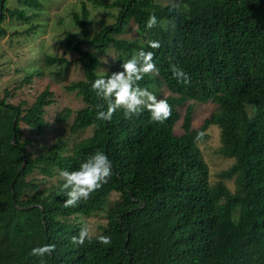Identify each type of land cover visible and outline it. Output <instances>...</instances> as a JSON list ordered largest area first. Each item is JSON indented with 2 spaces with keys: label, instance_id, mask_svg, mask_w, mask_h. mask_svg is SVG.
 <instances>
[{
  "label": "trees",
  "instance_id": "obj_1",
  "mask_svg": "<svg viewBox=\"0 0 264 264\" xmlns=\"http://www.w3.org/2000/svg\"><path fill=\"white\" fill-rule=\"evenodd\" d=\"M17 1L21 8L0 0V36L7 17L27 21V30L13 33L31 38L39 23L29 21L26 7H41L40 0ZM88 1L116 8L110 12L115 21L90 32L83 2L81 13H72L76 30H65L58 41L63 55L39 51L17 83L21 90L44 68L57 64L51 73L60 75L73 64L81 76L66 89L82 105L57 112L52 125L44 116L56 100L49 84L31 101L14 89L0 97V264H264V0ZM150 14L157 25L148 29ZM156 40L161 47L149 48ZM142 48L155 53L159 74L140 84L167 100L171 117L152 122L144 110L125 119L118 110L111 121L97 120L103 101L92 83L122 71ZM107 49L115 54L111 63L100 55ZM172 64L190 75L189 84L172 77ZM202 103L213 109L194 126ZM211 127L217 151L230 160L213 179L200 146ZM86 129L88 136L72 138ZM97 150L112 160V178L88 201L64 207L60 171L78 169ZM113 192L118 197L108 203ZM101 212L105 222L92 240L74 246L71 238L85 218ZM99 235L110 236L111 244H100ZM45 244H55L52 255L29 254Z\"/></svg>",
  "mask_w": 264,
  "mask_h": 264
},
{
  "label": "rangeland",
  "instance_id": "obj_2",
  "mask_svg": "<svg viewBox=\"0 0 264 264\" xmlns=\"http://www.w3.org/2000/svg\"><path fill=\"white\" fill-rule=\"evenodd\" d=\"M111 0H109L110 2ZM157 3L166 4L171 3L174 0H155ZM85 2V6L89 11V23L88 29L90 32L99 30L104 24L113 23L115 21L114 15L110 14L116 13V8H108L102 6H94L88 0H40L41 7H26L25 14L32 15L29 21L34 23H39L38 30L33 34V37H25L20 35H15L14 30L24 31L28 29V22L21 21L17 19H6L2 22L4 27L7 29L5 35L0 36V97L4 95V90H15V93L18 92L20 97L32 100L34 93L42 90L47 84H49L50 89L54 92V97H56L55 103L47 108L45 113L46 119L54 125L55 114L59 111H62L64 108H70L76 110L82 105L80 97L76 94L75 91H68L66 85L70 80L77 79L81 76V71L74 65H70L68 70L63 72L60 75H54L51 71H58L59 66L55 64L50 68H44L42 70L44 73L42 76L34 75L30 80L29 85H24L21 87V90H18L17 83L22 81L26 72L31 71L28 61L36 59L41 54L48 53L50 55H63V48L59 47L58 41L60 36L63 35V32L67 29L76 30L77 24L72 20V13L78 12L81 13V8ZM6 6L9 8L13 7H22L17 0H7ZM38 25V24H37ZM137 35L136 28L133 26L131 36ZM109 49V48H108ZM100 53V55H105L103 58L108 60V63H111L112 60H115V54L109 50ZM65 57L71 59L69 53L64 54ZM41 57V56H40ZM34 68V67H32ZM167 92L163 89L161 95H166ZM19 97V98H20ZM10 101L13 103L17 101V98H12ZM193 113V123L194 126L202 123V119L207 116L210 111L213 109L212 104L202 103L198 106H195ZM183 107L180 108L181 112H184ZM72 118L67 120L69 121ZM66 121L65 124L62 123V129L65 131L66 135L68 134V124ZM181 120L175 125V132L181 133ZM91 129L83 130L77 134H74L72 138L75 137H86L90 134ZM53 133V131H52ZM209 136L202 141L200 144L203 154L208 162L212 179L214 174L219 170L226 168L230 160L223 157L219 154L218 146V132L217 128L211 127L208 129ZM51 137L52 134L50 135ZM232 187V181L229 182ZM117 193H111L107 198L108 203H112L117 199ZM84 222L90 229V232L96 233L98 231V225L105 222L104 213L93 214L88 218H85Z\"/></svg>",
  "mask_w": 264,
  "mask_h": 264
},
{
  "label": "clouds",
  "instance_id": "obj_3",
  "mask_svg": "<svg viewBox=\"0 0 264 264\" xmlns=\"http://www.w3.org/2000/svg\"><path fill=\"white\" fill-rule=\"evenodd\" d=\"M157 25L155 14H150L146 27L151 29ZM174 26V24H173ZM148 47L159 49L160 41H148ZM155 53L145 51L143 48L137 51L129 59L122 63V71L112 72L105 78H97L91 85L99 100L103 103L97 105L96 119L111 121L118 110L123 111L125 119H132L142 114L144 110L150 113L152 122L163 123L171 117L172 107L164 98L157 96L147 87H142L140 82L146 76L159 74V68L154 61ZM104 63H108L103 58ZM172 77L178 83L189 84L190 75L178 65H170ZM203 133L198 134L197 140L201 139ZM113 176V162L108 155L97 150L86 160L79 164L78 169L73 171L61 170L60 177L64 180L63 189L66 190L67 199L64 207H75L81 202L91 198L92 193L100 190ZM92 240V234L86 223L81 227L79 234L71 238L74 246H83L85 241ZM97 240L102 245H110L111 237L99 235ZM56 250L55 244H45L33 247L31 256L43 258L52 255ZM43 264V260H41Z\"/></svg>",
  "mask_w": 264,
  "mask_h": 264
}]
</instances>
